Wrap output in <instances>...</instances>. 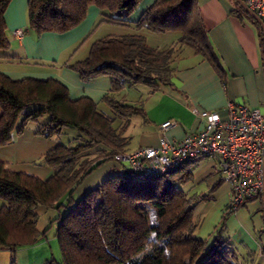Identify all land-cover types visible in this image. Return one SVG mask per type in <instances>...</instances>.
Masks as SVG:
<instances>
[{
    "label": "trees",
    "instance_id": "obj_1",
    "mask_svg": "<svg viewBox=\"0 0 264 264\" xmlns=\"http://www.w3.org/2000/svg\"><path fill=\"white\" fill-rule=\"evenodd\" d=\"M11 0H0V49L10 45L4 13ZM140 0H28V23L38 34L65 32L81 22L89 5L106 10V21L134 25L152 32L177 31L174 46L148 45L140 33L105 35L95 40L84 59L68 65L82 81L98 75L110 78L104 95L114 116L97 109L89 97L71 99L66 86L47 78L12 79L0 72V146L9 144L28 121L47 115L36 132L51 138L63 127L79 132L75 144L58 143L40 158L51 167L45 179L13 171L0 161V248L31 245L45 235L36 228L39 206L65 208L55 216L61 261L44 264H250L241 262L228 238L223 236L225 210L213 241L199 238L195 218L197 202L203 196H189L183 185L192 180V164L184 161L165 174L138 178L125 167L105 177L81 196L76 188L97 167L114 162L113 155L125 152L128 138L123 134L129 116L141 108L114 100L125 87L144 83L152 88L167 84L175 72V59L184 45L210 62L213 52L202 28L196 0H155L131 21L129 15ZM238 11L259 29L262 54L264 32L236 2ZM2 50V52H3ZM0 51V57L8 55ZM264 58V57H262ZM115 117L121 123L115 124ZM65 199L59 203L64 196ZM258 199L264 204V197ZM264 211V206H262Z\"/></svg>",
    "mask_w": 264,
    "mask_h": 264
},
{
    "label": "crops",
    "instance_id": "obj_2",
    "mask_svg": "<svg viewBox=\"0 0 264 264\" xmlns=\"http://www.w3.org/2000/svg\"><path fill=\"white\" fill-rule=\"evenodd\" d=\"M27 1L11 0L4 13L9 35L16 41L17 47L23 48L25 45L34 44V40L24 35L23 31L26 25ZM154 1L140 0L133 13L129 15V19L135 21ZM196 9L210 43L214 62L184 45L177 53L175 72L169 83H160L154 88L144 83H141L144 87H136L137 83L118 92L117 100L137 106L142 111L141 114L129 116L125 122L123 134L128 138V143L124 147L125 152H132L140 147L156 146L163 135L168 139L177 140L188 132L202 129L204 120L192 113L193 108L215 111L222 118H226L227 104L233 102L258 108L264 114V58H262L264 54L258 27L238 11L235 0H196ZM89 15L92 19L103 15L102 26L110 23L114 27L105 28L98 37L91 38L92 33H89L90 38L82 48L71 50L74 43L90 31L89 23H85ZM105 17L103 10L95 5H89L83 19L85 21L79 26L84 25L82 27L76 25L79 29L70 31V42L59 51H37L33 52L36 54L34 56L30 55L29 51L14 50L10 51V54H7L8 51H1L8 56L0 57V72L15 80L25 77L56 79L66 86L71 99L89 97L96 103L99 111L114 116L110 105L103 100L104 95L110 90L109 76L102 74L82 81L79 74L68 66L84 59L91 44L102 36L128 33L145 35L142 28L106 21ZM15 30H22L21 38L14 34ZM45 33L49 38L57 39L48 42L44 46L45 49H56L58 45L56 42L69 35L63 32ZM160 33L163 38L170 34L172 41L179 38L177 31ZM144 38L148 45L158 48H168L176 43L170 40L168 44L152 45L147 42L145 36ZM12 53H21V58L18 55L13 56ZM44 53L51 55L47 56ZM37 61H50L52 64L46 67ZM115 119V124L121 123L119 118ZM166 120H173L175 124L162 134L159 125ZM31 122L32 120L28 121L20 133H14L9 144L0 146V161L10 170L45 179L52 174V169L41 163L40 158L59 142L39 135L36 132V125ZM218 161L217 157L198 158L191 167V181L195 186L186 190L188 195L193 193L191 196L204 197L198 202L200 203L198 207L201 208L197 214L201 218V223L195 234L199 238L207 239L209 243L213 241L231 198L230 184L220 179ZM117 166L121 165L107 162L97 167L76 188L74 196L78 198L95 187L105 177L115 173L118 170ZM65 196L59 203L63 202ZM57 205L53 208L39 206L36 209L38 214L36 228L39 231H43L47 226L50 228L34 244L14 249L0 248V264H44L51 259L61 261L60 248L55 236L56 222L50 223L53 217L61 216L65 211L62 207L58 209ZM262 206L264 204L259 199L250 200L232 212L225 221L223 236L228 238L241 262L264 264Z\"/></svg>",
    "mask_w": 264,
    "mask_h": 264
},
{
    "label": "built area",
    "instance_id": "obj_3",
    "mask_svg": "<svg viewBox=\"0 0 264 264\" xmlns=\"http://www.w3.org/2000/svg\"><path fill=\"white\" fill-rule=\"evenodd\" d=\"M264 21V0H242ZM14 34L21 38L22 30ZM228 116L218 112L191 111L204 120L203 128L188 132L180 139L160 137L156 146L140 147L132 152H118L113 159L138 178L158 176L184 161L200 157H217L222 181L231 187L228 209L232 212L264 191V114L241 103L228 102ZM175 124L160 123L162 134Z\"/></svg>",
    "mask_w": 264,
    "mask_h": 264
},
{
    "label": "rangeland",
    "instance_id": "obj_4",
    "mask_svg": "<svg viewBox=\"0 0 264 264\" xmlns=\"http://www.w3.org/2000/svg\"><path fill=\"white\" fill-rule=\"evenodd\" d=\"M103 11H104L105 15H108V12L106 10H103ZM103 19H104L103 15H100V17L95 18V19H92V17L89 15L88 16V20H86L85 23H89V27H90L89 30L90 31L87 32L82 38H80L79 41L77 40V42L74 43L73 47H71V50H72V48L76 49V50L78 48L79 49L82 48L85 45V43H87V40H89V38H90V36H89L90 34L89 33H92L91 38H93L94 36L98 37L100 34H102L101 32L105 28L112 29V27H114L113 24H110V23L104 24V26H102L103 25V23H102ZM4 20H5V23H6L5 17H4ZM82 21L84 22L85 20H82ZM82 21L77 24L78 27H82L84 25L83 24L82 26H79V25H81L83 23ZM25 22H26V25L23 28L24 35L31 37L34 40V44L25 45L24 48L23 47H17L15 45L16 41L13 40L11 38V36L9 35L10 31H9V28L7 27V23H6V32H7V37H8L10 45H9V47L7 49H4V50L0 49V51H2V50L3 51H8L7 54H10V51H14V50H16V51H29L30 55H33V56L36 55L33 52H37V51H59V49H61L64 45H67L70 42V40H71V35L69 34V33H71L70 31H73L72 29H77L78 28V27L76 28V25H75L74 28L72 27L69 30L63 32V34L68 33L69 35L68 36H64V38L62 37L63 38V39L61 38L62 40L59 39L56 42V44H58L56 46V49L55 48L45 49L44 46L47 45L48 42L53 41V40H57V39H55L54 37L52 39L49 38L48 35H46L45 32H44V34L43 33L38 34L37 32H35L32 29H30L29 23H28V10L26 12ZM142 29H144L143 30L145 32L144 36L146 37V40H147V42L149 44H152V45L168 44V42H170V40L172 41V36H170V34H166L167 35L166 38H163L164 36H161L162 33L152 32V31H149V30H147L145 28H142ZM178 36H179V34H178ZM174 41H177V39H175V40L173 39L172 42L174 43ZM12 54H13V56H17L18 55V57L21 58V53L20 54L12 53ZM44 54L47 55V56L51 55V54L49 55L47 53H44ZM11 58H13V57H11ZM37 62H41V63L45 64L46 67H48V66H50L52 64L50 61H37ZM135 86L136 87H144V85L141 84V83H138ZM117 94L118 93L113 94V97L115 98L114 100H117V98H116ZM118 101H120V100H118ZM47 118H48L47 115H42L41 117L38 118V120H32L31 123L36 125L37 128H39L40 124L46 122ZM78 132L79 131L75 127L66 126V127L62 128V130H61V132L59 134L52 136L51 139H54L55 141H58L59 143H62V144H65V145L66 144H75L76 140H77V136L79 134ZM194 186L195 185H194V183H192V181H188L186 184L183 185V188L185 190H187L189 188L190 189L194 188ZM192 194H189V196H191ZM197 194H199V193H197ZM192 197H194V196H192ZM2 204H3V200L0 199V207H1ZM199 204L200 203L197 202L194 214H195V218L198 220L199 225H200L201 218L198 217V214H197L200 211V208H201V206L198 207Z\"/></svg>",
    "mask_w": 264,
    "mask_h": 264
},
{
    "label": "water",
    "instance_id": "obj_5",
    "mask_svg": "<svg viewBox=\"0 0 264 264\" xmlns=\"http://www.w3.org/2000/svg\"><path fill=\"white\" fill-rule=\"evenodd\" d=\"M253 19L260 25L262 32H264V21L260 19L252 10H250L242 0H235ZM262 197H264V191H262Z\"/></svg>",
    "mask_w": 264,
    "mask_h": 264
}]
</instances>
